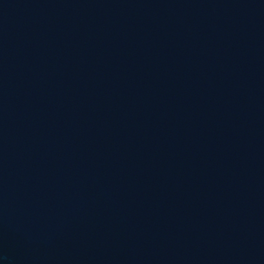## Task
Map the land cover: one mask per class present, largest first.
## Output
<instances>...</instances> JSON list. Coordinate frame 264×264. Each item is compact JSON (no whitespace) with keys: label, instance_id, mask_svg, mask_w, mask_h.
Instances as JSON below:
<instances>
[{"label":"water","instance_id":"obj_1","mask_svg":"<svg viewBox=\"0 0 264 264\" xmlns=\"http://www.w3.org/2000/svg\"><path fill=\"white\" fill-rule=\"evenodd\" d=\"M0 264H264V0H0Z\"/></svg>","mask_w":264,"mask_h":264}]
</instances>
